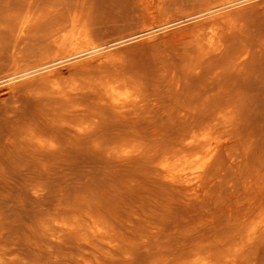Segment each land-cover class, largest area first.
<instances>
[{
	"label": "rangeland",
	"instance_id": "374dc122",
	"mask_svg": "<svg viewBox=\"0 0 264 264\" xmlns=\"http://www.w3.org/2000/svg\"><path fill=\"white\" fill-rule=\"evenodd\" d=\"M245 1H242L243 4L239 3L240 5L237 4L233 6L231 9L233 17L237 9V13H239L238 15L236 13L237 16L235 15V30L232 29L229 32L227 31L229 38H227V36V39L225 38L226 40L224 47L226 50L225 48L223 49L225 52L213 51L209 52L211 53L210 55L208 53L202 57V53H200L201 51L198 50L196 44L191 42L193 39L191 38V40H189L193 44L189 43L187 40V38L192 37L191 34H194L195 30L193 29H195L194 24L196 23H194L195 19L187 18L185 13L187 11V14H191L194 11L200 10L202 6H205L209 3V0H0V67H6V69L8 68V71L12 68V66L15 65V62L17 63L20 61L21 63V58H24L22 59L21 64H25V60L29 59L28 61L31 60V62L34 60H40L39 58L37 59V57L42 58L43 55V57H46L47 54L54 52L55 49L52 46L51 41L44 38H48V34H46V32L50 33V31L53 30L56 25L63 22L61 18H67L70 16L69 14L84 13L82 16H84V18L86 17L85 20L88 21L95 39L98 41L101 40L100 42H106V40L108 42V40H110L111 45L108 44V49H110L109 51L106 49L102 52L103 54L94 57L84 54L83 58L81 56L73 59L72 64H77V67L75 68H68L70 67L69 65H71V63H68L69 65L67 63H64L65 65L60 64L62 65L61 68L63 70L65 69L64 71L67 73L65 74L67 76L64 75V78L66 77L67 81L70 82H78V84L84 82L85 86V84L92 78L95 79L96 76L99 77L101 72L104 70H113L119 65L120 67L117 68L120 69L121 67H124L122 69L126 73L127 70L125 68L127 66L129 69L128 72L132 73V75H130L128 72L127 74H129L131 77L133 76L135 79L138 78L137 80L140 83H142L144 79H147L143 82L144 84L142 83L144 86L142 84L141 85L142 91L149 97H146L147 99L144 98L145 94L142 92L144 101L147 100L143 102V106L138 109V112L142 113L140 114L136 111V114L133 113L131 117L127 116L130 117L129 121L127 117H124V122L123 117L120 116L118 112L112 111V109L109 110V107H97L99 102L96 99V95L94 94L91 99V95L89 96L88 94V98V96H86L87 93H84L86 96L85 98L83 95H81L80 97H77L76 100H71L72 102L76 101L72 104L71 101L64 102L65 100L62 98L50 95L49 91L51 81L46 78H37V80L41 81L39 84L38 82L36 83L37 80L35 79H30L33 84L30 80H27L29 83L27 81H25V83L18 81V83L14 82L15 80L13 79H7L4 80V82L3 79L0 80V85H3L0 86V264H177L176 262L178 261V258V264H183V262L185 263L186 260H190L192 256L200 251L207 252L211 250V253H214L213 255L223 257L225 254L227 255L229 253L235 252L237 249V247H235L236 243L237 246L245 244L247 239L245 238L247 235V229L257 220V218L253 217V222L251 221L252 223H250L249 219V226L247 225L248 227L245 226L247 222H245V224L240 223L241 215L245 209L244 206H246V203H248H245V198L248 196L246 201H249L254 197L257 198L255 194L257 195L258 193L259 196V191H261V194L264 191V187L262 186V183H264V0ZM211 2L214 3L217 1L212 0L210 3ZM199 3H202V5L197 6L196 8V4L199 5ZM237 6H239V8ZM29 7L32 8L30 9ZM78 7H81V9H78ZM27 8L30 10L34 9V11L31 12L30 10H27ZM82 8L83 11L81 12ZM188 9L191 13L188 12ZM193 9L195 10L193 11ZM24 10H27L26 14L24 13ZM29 11L31 13H29ZM66 11H69L70 13ZM49 12L51 14H49ZM28 13L32 16L34 15V18L41 16L42 14L46 16L45 18L43 15L42 17H37L38 19L35 18V23H33L35 25L32 24V27L34 26L35 29L30 27L32 31L29 29L30 31H27L23 37L27 38L26 35L28 34H30V36L28 35L27 40L23 39L25 41L23 43L22 38L18 40L16 39V36L18 32V25L23 15L25 17L29 15ZM47 13L49 14V17L47 16ZM65 14H67V16ZM179 14L181 17L178 16ZM55 15H57V17L59 16L58 19L60 22H57L58 20ZM53 16L57 21L54 20ZM43 18L45 22L43 21ZM47 18H50L53 21L48 20ZM66 18L63 20H66ZM178 18H180V20ZM176 19L178 20L176 21ZM238 19L240 21H237ZM186 20L187 23L185 22ZM37 21L41 23L40 26H38L39 23ZM42 21L44 23H42ZM48 21L52 23H48ZM36 22L38 23L37 25ZM190 24L194 26L191 27ZM36 26L39 28L36 29ZM49 26L55 27L52 29V27ZM188 26H190L192 29ZM185 27H188L191 30V33L189 32V29ZM15 28L16 30H14ZM48 30L50 31L48 32ZM186 30L190 33V35H187V37L186 34L184 35L183 33V31L185 32ZM13 31L16 32L14 33ZM38 31L41 32L38 33ZM234 33L237 35H234ZM14 35H16L15 38ZM15 39L18 41L15 42ZM19 41H21V43ZM17 42L18 44L20 43L21 46H17V48H19L18 52L20 50L19 53H17V51H13L14 45L12 43ZM111 46L114 47V49H112L113 51L115 50V52L110 53V51H112ZM241 46H244V48ZM188 50H191L190 52L192 53L189 54ZM247 50L248 54L245 59H242V61L236 60V57L237 59L239 57V52L243 53ZM10 51H13L14 53L16 52L17 54L15 53L13 55V52L10 53ZM234 52L237 56L234 55ZM196 53L200 54L195 55ZM222 54H224L225 57ZM32 55L33 57H37H29ZM108 55L109 58H105L101 62L97 60L100 57H105ZM11 56H13V58L20 59L15 61V59H12ZM211 56L218 57L215 60V57L213 58ZM197 57L199 58L197 59ZM219 57L221 58V61ZM210 62L211 64L208 67ZM212 62L214 64H212ZM216 62L223 63L216 65ZM103 65L104 67H102ZM196 65L199 66L200 69L195 70L198 68ZM241 65L244 66V68ZM217 66L219 68L216 69ZM80 67L84 70L80 69ZM95 67L99 70L97 71ZM189 67L190 69H188ZM220 67L222 68L220 69ZM236 67L240 68L237 69ZM206 68L208 70H206ZM224 68L227 69L225 70ZM230 68H233V72ZM0 70H3V72L6 71L5 68H0ZM79 70L80 72H78ZM95 70L96 72L94 75L93 72ZM82 71L84 72L85 76L83 73H81ZM132 71L137 73L139 72L144 78L141 77L140 74L137 75V73L135 74V72L133 73ZM209 71H211V73ZM226 71L228 73L230 71V75H228ZM0 72L2 73V71ZM202 72H205V74L203 75ZM219 72L221 76L219 75ZM221 72L224 74V76H226L224 77ZM69 73L72 75L69 76ZM199 75L202 78H200ZM204 76H207V79ZM77 77L79 81L76 80ZM216 78L219 79V81ZM139 79L143 81H140ZM9 81H11L10 85ZM216 81H218V84L219 82L223 83L218 85ZM5 82L7 84H3ZM146 82L149 86L145 84ZM12 83L18 84L9 88V86L13 85ZM204 83L207 84L208 88H206ZM201 84L205 86H200ZM172 85L175 86L173 87ZM183 85H186L185 88ZM182 87L184 89H187L188 87L187 94L184 92ZM211 87H214L213 89H218L221 87V91L219 92V90H214V92ZM173 88L176 89L174 90ZM198 89H201V91ZM206 89L213 92L210 93ZM85 91L86 90H84V92ZM173 91L177 92L180 97L177 93L173 94ZM188 92H191V95ZM205 92H209L210 96L208 97ZM216 92L219 93L217 94ZM171 94L172 96L170 98ZM202 94H205V96H202ZM228 95L231 97L228 98ZM225 96H227V98ZM94 97L97 101L94 100ZM81 98L84 99L83 102ZM191 98L194 100L195 105L192 103L193 100ZM214 98H216V100ZM78 99H81V102L77 103V101H79ZM154 99H156V101ZM177 99H179V103ZM183 99L185 101L184 105L188 102L186 104L187 108L182 104L184 102ZM208 99L209 101H207ZM212 99L214 101H212ZM220 99L221 101H218ZM233 99L236 100L233 101ZM59 100L64 104L59 102ZM164 100L168 102L167 103L165 101L167 103V108L165 105H162L165 103L163 102ZM58 102L62 105L58 104ZM221 102H225L224 105L221 104ZM92 103H94L96 107H93L94 105ZM172 103L173 105H171ZM78 104H82L84 109L88 110L86 113L84 112V116L89 117H84V120L86 119L88 123L94 124V130L92 129L87 132L84 137L82 135V138L80 136L78 137L77 135L79 134L76 132L72 133L68 130L67 132L66 129L64 130L63 128L61 130V127L59 129L61 120L64 118L63 116L67 114L66 111ZM197 104L199 105V110L197 108ZM208 104L211 106L209 107ZM89 105L91 107H89ZM168 105H171L170 108ZM213 105L214 107H212ZM62 106H65L66 111ZM153 106H155V108ZM182 106H184V109H182ZM189 106L192 108L191 110H193V112H195V109H197L196 112L198 111L200 116L198 115V112L195 113L199 116V119L198 116H196L193 112V115L190 114L191 111L190 108H188ZM201 106H204V109L201 108ZM207 106L209 107L208 110H212L211 112L215 113V116L216 114L218 115L220 113L221 108L222 112H226L229 115L233 113L232 115L234 116L236 113V116L234 117L237 121L235 122L233 119L234 117L231 118V120L233 119L234 121H232L235 123H233V128L236 124L241 125L242 127L240 128L237 126L235 129H231L232 134L230 136L226 130L224 131V129L219 130L221 132L218 131L217 135L222 137L225 140V143L222 147V150H220L221 152L218 154L219 157L217 156L218 158H216V160H218L217 163L215 160L213 163L214 165L209 169L210 174L209 172L207 173V192L205 191L200 199L195 198L189 201L188 197L184 194L185 192H183L181 189L172 186V184H170L171 187L169 188V182L162 179L159 172L156 170V165L157 161L166 152H168L169 148L172 150V146L174 147L173 142H178V138H180V141L183 139L181 137H185L186 134L194 132L192 131L194 129H192V126H194L192 123L197 126H194V130L199 131L210 121L206 119H212L214 117L213 113H208L209 111L206 110V108H208ZM59 107L61 109H59ZM174 107H177L178 109H174ZM193 107L196 108L193 109ZM225 107L227 110L229 109L228 111L230 112L226 111ZM233 107L237 108L234 110ZM93 108L94 110L98 108L97 112H100V114L98 112L99 115H102L104 112H107L105 113L107 115L104 114V118H102V116L100 118ZM216 109L220 110L217 111ZM91 110L93 111L89 112ZM156 110H160L161 112L159 111V113ZM176 110L179 112H176ZM202 110L204 112L206 111L204 115H202L204 113ZM55 111H58L59 117L58 115L56 116L57 113ZM114 112L115 116L118 115L117 117L114 116ZM151 112L154 113L152 114ZM167 112L172 115L167 114ZM182 112L184 113V116H181L183 115ZM185 112L188 114H185ZM93 113L96 114L97 120L95 116H93ZM62 114L63 116H61ZM210 114L211 116H209ZM90 115L92 116L90 117ZM205 115L206 117H204ZM176 116L179 118L182 117L181 120H178L179 118L177 119L179 122L182 121L180 122L181 125L179 122H177V120L174 119L177 118ZM57 117L58 119H56ZM132 117L135 123H132ZM145 117L147 118V122L145 121ZM184 117L185 119H183ZM191 117L193 118L192 120ZM59 118H61V120ZM77 118L78 117H76V119ZM119 118H122L121 120L123 122ZM148 118H152V121ZM170 118L174 120L172 121ZM72 119H74V117ZM203 119L206 121L204 122ZM185 120H190L191 124H189V121ZM238 120H241L240 124ZM175 121L177 124L172 123ZM136 123L137 125H134ZM53 126H57V128L54 129ZM182 128H185L183 129L185 132L182 130ZM188 128L191 129V131ZM58 129L64 133H60ZM236 129L241 130L242 132ZM235 130L236 132H234ZM187 131L190 132L188 133ZM237 132H239L238 136H235V133ZM69 133L71 134L69 135ZM40 134H42V136ZM132 135L139 138V144H143H138V140L136 139L137 137H134L135 139L133 138V140L130 139L133 137ZM177 135L180 137H177ZM227 136L228 138H226ZM34 137L42 138L45 143L46 141L47 143L49 142V145L46 144V147L40 148L37 146L34 140H32ZM171 138L175 141H171ZM229 138L231 141L228 140ZM128 139L130 140L127 141ZM121 140H124L123 143ZM142 140L144 141L142 142ZM234 140L237 142H233ZM132 141H134V143H132ZM166 141L169 143H164ZM127 142H131V144L129 143V146L132 145V147H137L139 148V151L136 152L135 155L134 153L131 154L129 158L128 156L126 157L124 155L122 156L120 154H116L115 152L120 149V147H124ZM226 142L230 147L227 146ZM231 142L233 143L231 144ZM145 144H147L149 147H147ZM166 145H171V147H167ZM142 146L145 148L142 149ZM163 146L167 147V149L163 148ZM151 147L156 149H152ZM148 148L149 152L147 151ZM224 148H226L225 151L228 152L231 150V154H228L227 152L225 153ZM114 149L117 150L114 151ZM151 150L152 152H150ZM158 152L159 154H156ZM137 153L140 154L141 157H138L139 155ZM148 153H150V155ZM160 153L162 154L161 156ZM157 155L158 159H156ZM229 156L232 157L229 158ZM224 158L227 160V162H225L226 160ZM227 158H229L230 161ZM221 164L223 170H220ZM215 165H218L217 169H219V167L220 169L217 170L214 168ZM212 168L214 171L216 170L219 173L212 171ZM224 170L226 173L223 172ZM237 174H239L240 177ZM240 174H243L244 176L246 174L247 178L250 176H255V178L259 176L258 178H260L261 176L262 180H260L261 178H257L256 180H254L255 178H252L254 181H257L258 184L256 185L261 189L259 188L260 190H258V188H256V182L251 184L257 189L256 190L253 188L256 191L254 194L255 191H252V188H250L252 186H248V183L250 184L253 182V180L250 181V178L249 182L247 181L248 179L245 178L246 180L244 179L243 181L242 178H244V176L242 175V177ZM221 176H224L225 179L222 180V178L220 180ZM218 177L220 182L217 180ZM238 178L242 180L240 181ZM155 180H158L159 182H155ZM246 181L248 182L247 184ZM161 182L162 185L160 184ZM164 182L166 184H163ZM259 182H261V184H259ZM236 184V188L238 189L234 188V185ZM219 185L223 186L221 187ZM227 188L229 189V192L232 190L235 193V195L232 191L230 193V195H233H231L232 197H235L232 198V200L231 197L229 198L230 195H228L229 192ZM233 188L239 192L236 193V190L234 191ZM162 189H165V191ZM216 189H218V191ZM220 189L222 191H219ZM247 191L248 194L252 191L250 193V197L252 198L247 195ZM218 193L221 194L219 195ZM172 194L174 195L171 196ZM175 194L176 196L181 194L179 198L177 196L175 199L176 201L174 198H172L175 197ZM237 194L238 197L236 196ZM165 195H167V197ZM241 195L246 196L243 198L244 196L242 197ZM213 196L215 198H212ZM219 196L223 198L222 201V198ZM236 197L237 199L239 198V202L237 201ZM218 198H220V200ZM211 200L214 201L212 202ZM179 201L184 202L180 203ZM191 202L193 205L196 203V205L193 206ZM198 202L199 204H197ZM205 202L208 203L205 204ZM184 203L187 206L184 205ZM218 204L224 207L219 206ZM236 204L241 206L238 207ZM225 206L228 209H226ZM233 207L235 209H233ZM231 209H233L232 212L234 211L233 213L231 212V214L235 216H229ZM93 212L96 213V215ZM227 213L229 218L227 215H225ZM239 215L240 217H238ZM85 216L89 217L88 219H90V221L88 219L86 220L87 217ZM102 219L106 221L101 222ZM231 220L235 223L232 224ZM67 222H82L84 223V227L91 225L92 222H99L102 225L105 223L104 225L106 226H103L109 230L111 240L114 239V246H111L107 242L101 241L97 237H94L92 232L89 230L84 229V231H81V233L78 231V233H76V231H70L66 229L65 226H63V223ZM229 222L231 223L229 224L231 226L228 225ZM237 224L240 225L241 228L244 227L242 228V232L241 228ZM114 227H117L118 230ZM226 230H229V232ZM230 230H234V232H231ZM239 230L240 234H238ZM218 231L222 233H219ZM204 237L206 238L205 240H203ZM219 238L221 239V242L219 241ZM262 238H264V233L258 239H256L257 241L255 240L252 245L250 244L242 250L243 255L241 254L242 251L240 252L242 256V258L241 256L238 257V262L240 260L242 261L239 262L240 264L243 262L245 264H264V239ZM95 239L97 242L94 241ZM198 239H200V241H198ZM206 240L210 245H208ZM232 240L234 242H231ZM262 240L263 242H260ZM213 241L217 245L214 244L213 246ZM100 243H104L102 245H106L104 246L105 248L101 246ZM203 243H205V245ZM220 243L224 245H220ZM256 243L257 245L253 246ZM233 244L235 245L232 246ZM259 244L261 245L257 247ZM229 245L232 246L233 250ZM89 246H91V249ZM201 246L202 249H200ZM204 246H206V248ZM191 247L192 249H190ZM207 247H209V249ZM217 247H222L223 250L219 251L221 248ZM252 247L255 248V251ZM224 248H226L227 252L226 250L224 251ZM113 249L117 251L114 252ZM193 249L195 251H193ZM189 250L193 251L194 253ZM186 251H189L190 254ZM249 251L250 253H248ZM252 251L253 255L251 254ZM222 252L225 253L223 254ZM115 253L117 255H113ZM186 253L188 255H185ZM246 253L247 256L245 255ZM183 256L185 257L184 259ZM245 258L249 259L246 260ZM171 259L172 261H170Z\"/></svg>",
	"mask_w": 264,
	"mask_h": 264
},
{
	"label": "bare ground",
	"instance_id": "6f19581e",
	"mask_svg": "<svg viewBox=\"0 0 264 264\" xmlns=\"http://www.w3.org/2000/svg\"><path fill=\"white\" fill-rule=\"evenodd\" d=\"M208 1V0H207ZM210 1H212V0H209V3L208 4H206L205 6H202V8L201 7H199V8H201L200 10H197V11H194L195 9H193V13H191L190 12V8L188 9V12H190L191 14H187V11H186V13H185V16L187 17V18H191V19H195V22L194 23H196V24H194L195 25V29H193V30H195L194 31V34L192 35L191 34V36L192 37H190V38H187V40H188V42L189 43H191V42H194L195 44H196V47L198 48V50H200L201 52L200 53H202V57H204V55H206V54H208L209 52H213V51H217V52H225L223 49L225 48L224 47V43H225V40L227 39V38H229L228 37V32L230 31V30H232V29H234L235 27H236V18H235V15H236V13H237V11H238V9H237V11H236V13H234L235 15H234V17H233V13H232V7L233 6H235V5H240L239 3H242V1H245V0H219V2H218V0H215V1H217V2H211L210 3ZM247 2H248V0H246ZM245 1V2H246ZM205 4V3H204ZM243 4V3H242ZM200 5H202V3L200 4L199 3V5L198 4H196V8H197V6H200ZM243 6V5H242ZM241 6V7H242ZM238 8H239V6H237ZM30 8V7H29ZM32 8V7H31ZM30 8V9H31ZM77 8V7H76ZM81 9V7H78V9ZM30 9H28L27 8V10H30ZM69 9H71V8H69ZM75 9V8H74ZM74 9H73V11H74ZM191 9H192V6H191ZM234 9V8H233ZM26 10V11H27ZM58 10V9H57ZM64 10V9H63ZM68 10V9H67ZM72 10V9H71ZM26 11L24 10V13L26 14ZM31 12H33L34 11V9L33 10H30ZM29 11V13H31ZM55 11H56V9H55ZM61 11V10H60ZM83 11V8H82V10H81V12ZM36 12V11H35ZM62 12V11H61ZM64 12V11H63ZM66 12H68V13H70L69 11H66ZM65 12V13H66ZM72 12V11H71ZM28 13V14H29ZM53 13H55V12H53ZM57 13V12H56ZM181 13H184V12H181ZM180 13V14H181ZM239 13V12H238ZM238 13H237V15H238ZM36 14V13H35ZM48 14V13H47ZM49 14H51L50 12H49ZM49 14L47 15L48 17H49ZM62 14V13H61ZM82 14H84V13H82ZM82 14H80V13H75V14H69L70 16H68L67 18H66V20H63V19H65V18H61V17H63V16H61L60 18L62 19V23L61 24H58V25H56V27L55 26H49V27H52V29L53 30H48V32L50 31V33H47L46 31V34H48L47 36H48V38L47 37H44V38H46V39H49L50 41H51V44H52V46L54 47V49H55V51L54 52H52V53H49V54H47L46 55V57H43L42 56V58H40V57H37V56H34V57H37V59L39 58L40 60H34V61H32L31 62V60L30 61H28V60H25L26 62H25V64H21L22 63V59H24V58H21V63H20V61H18V59H20V58H13V56H11L12 57V59H15V61H18L17 63L15 62V65L14 66H12V68L10 69V70H8L7 71V69H6V67H0V68H5V72H3V70H0V71H2V73L0 72V75L2 74H4L3 76L1 75L0 76V80H2L3 79V82H4V80H7V79H13V80H15L14 82H18V81H21V82H24L25 83V81H27V80H32V79H35V80H37V78H39V77H42V78H46V79H48V80H50L51 82H50V91H49V94L50 95H53V96H58V97H60V98H62L63 100H65L64 102H66V101H68V102H70L71 100H73V99H75L76 100V98L77 97H80L81 95H83L84 96V98L86 97V96H88V94H89V96L91 95V99H92V97H93V94L94 95H96V99L98 100V102H99V105L97 106V107H99V106H101V108H102V106L103 107H109L110 109L109 110H111L112 109V111H116V112H118L119 114H120V116H122L123 117V120H124V117H127V116H132V114L133 113H135L136 114V111L138 112V109H140L143 105H142V103L143 102H145V101H147V100H145L144 101V98H146V97H148V95L147 94H145L143 91H142V85L144 84L143 82L145 81V80H147V79H144V81L143 80H140L141 78H140V76H139V80L140 81H143L142 83H140L137 79L138 78H133V76L131 77L130 75H132V73H129L128 72V68H127V66H126V70H127V72L130 74H127V72L125 73L124 72V70L122 69V68H124V67H121L120 69L119 68H117V67H120L119 65L116 67V68H114L113 70H111V69H107V68H105V69H107L108 71H105L104 70V68H103V70L104 71H102L101 72V75L99 76V77H97L96 76V78L95 79H91V80H89V82H87L86 84H85V86H84V82H82V83H80V84H78V82H70V81H67V78L65 79L64 78V75L65 74H67L62 68H61V66L62 65H65L66 63L68 64H70L71 63V65H69L70 67H68L69 69L72 67H77V64L76 63H74V64H72V60L73 59H75V58H78V57H81L82 56V58H83V56H84V54H88V55H91V56H97V55H100V54H103L102 52L103 51H105L106 49H108V44H110V40H108V42H107V40H106V42H100V41H98V40H96L95 39V37L93 36V33H92V30H91V27H90V25H89V23H88V21L87 20H85V18H84V16H82ZM180 14L178 15V16H180ZM188 16H187V15ZM38 15V14H37ZM40 15V14H39ZM43 15V14H42ZM42 15L41 16H37V17H42ZM54 15V14H53ZM59 15H60V12H59ZM66 16H67V14H65ZM184 15V14H183ZM236 15V16H237ZM34 16V15H33ZM31 14H29V15H27V16H25L24 17V15H23V17H22V19H21V21H20V23H19V25H18V32H17V36L16 35H14V38H15V36H16V39H18V40H20L21 38H22V40L23 39H25V40H27V38H28V35L30 36V34H28V35H26L27 36V38L26 37H23V36H25V34L27 33V31H30L31 30V28L30 27H32V24L33 23H35L34 21H35V18H37V17H33ZM36 16V15H35ZM44 16V15H43ZM46 16V15H45ZM45 16H44V18H45ZM52 16V15H51ZM51 16H50V18H51ZM56 16V18H57V20L55 19V17H54V20L55 21H57V22H60L59 21V19H58V17H57V15H55ZM86 16V15H85ZM177 17V16H176ZM181 17V16H180ZM183 17V16H182ZM185 17V18H186ZM18 18H20V17H18ZM44 18H43V21H44ZM50 18H47L48 20H51V21H53L52 19H50ZM186 18V19H187ZM239 18V17H238ZM38 19V18H37ZM179 20H180V18H178ZM178 19H176V21L178 20ZM39 20H40V18H39ZM38 20V21H39ZM42 20V19H41ZM46 20V19H45ZM189 20V19H188ZM19 21V20H18ZM37 21V22H38ZM42 21V23H44ZM190 21V20H189ZM188 21V22H189ZM237 21H240L239 19L237 20ZM36 22V25L39 23H37ZM174 22V21H173ZM186 23H187V20L185 21ZM48 23H52V22H50V21H48ZM166 23H168V22H166ZM40 24L41 23H39L38 24V26H40ZM47 24V23H46ZM54 24H56V23H54ZM33 25H35V24H33ZM162 25V24H161ZM191 25V24H190ZM193 25V26H194ZM38 26H36V29L37 28H39ZM42 26V25H41ZM158 26V25H157ZM165 26V25H164ZM192 25H191V27H193ZM160 27V26H159ZM188 27H190V26H188ZM188 27H185V28H188ZM190 27V28H191ZM238 27V26H237ZM239 27H240V25H239ZM33 29H35L34 28V26L32 27ZM30 29V30H29ZM150 29H154V28H150ZM157 29V28H156ZM189 29V28H188ZM192 29V28H191ZM14 30H16V28L14 29ZM40 30V29H39ZM235 30V29H234ZM238 30V29H237ZM32 31V30H31ZM150 31V30H149ZM228 31V32H227ZM241 31V30H240ZM239 31V32H240ZM14 32V31H13ZM16 32V31H15ZM14 32V33H15ZM41 32V31H40ZM39 31H38V33H40ZM146 32H148V31H146ZM154 32V31H153ZM187 30L184 32L183 31V33H184V35L186 34V37H187V35L189 36L190 35V33H191V30L189 29V32H187ZM236 32V31H235ZM189 33V34H188ZM193 33V32H192ZM231 33V32H230ZM237 33V32H236ZM236 33H234V35L236 34ZM232 34H233V32H232ZM231 35V34H230ZM237 35V34H236ZM226 36H227V38H226ZM183 37H185V36H183ZM39 38H41V37H39ZM191 38L193 39V41L191 40ZM226 38V39H225ZM231 38V37H230ZM15 39V42L16 41H18V40H16ZM42 39V38H41ZM21 40V41H22ZM189 40H191V42L189 41ZM21 41H19L20 43H21ZM103 41V40H102ZM111 41H113V40H111ZM229 41H230V39H229ZM23 43L25 42L24 40L22 41ZM47 42H49V41H47ZM231 42V41H230ZM20 43L18 44V42L17 43H12L14 46H13V51H17V53H19L20 52V50H19V52H18V49L19 48H17V46L19 45L20 46ZM115 43V42H114ZM113 43V44H114ZM188 43V44H189ZM227 43V42H226ZM51 44H49V45H51ZM112 44V45H113ZM191 44H193V43H191ZM229 44H231V43H229ZM228 44V45H229ZM22 45V44H21ZM111 45V44H110ZM109 45V46H110ZM188 46H190V45H188ZM191 46H193V45H191ZM245 46V45H244ZM244 46H241L242 48H244ZM11 47V46H10ZM21 47V46H20ZM246 47H248V46H246ZM49 48V47H48ZM114 49V47H112L111 46V50L112 51H110V53L111 52H115V50L113 51V49ZM189 48V47H188ZM194 48H195V46H194ZM193 48V49H194ZM196 48V49H197ZM232 48V47H231ZM236 48V47H235ZM20 49H22V48H20ZM110 49V48H109ZM109 49L107 50V51H109ZM190 49V48H189ZM239 49V48H238ZM11 50V49H10ZM225 50H226V48H225ZM237 50V49H236ZM236 50H234V51H236ZM13 51H10V53L11 52H13ZM117 51V50H116ZM189 51V50H188ZM191 51V50H190ZM189 51V54H191L192 52H190ZM229 51H231V50H229ZM241 51V50H240ZM46 52H48V51H46ZM199 52V51H198ZM237 52H239V51H237ZM16 53V52H15ZM14 52H13V55L15 54ZM16 53V54H17ZM195 53V52H194ZM193 53V54H194ZM199 53V54H200ZM240 54L242 53V52H239ZM252 53V52H251ZM251 53H250V55H251ZM52 54V55H51ZM113 54V53H112ZM188 54V55H189ZM199 54H195V55H199ZM211 53H209V55H210ZM219 54H221V53H219ZM219 54H218V56H219ZM228 54V53H227ZM238 54V53H237ZM239 54V57H238V59H237V57H236V60H241L242 61V59H245V57L247 56V54H248V50L247 51H245V52H243L241 55ZM105 55H107V54H105ZM111 55V54H110ZM213 55V54H212ZM222 55H224V54H222ZM232 55V54H231ZM234 55H236L235 54V52H234ZM41 56V55H40ZM217 56V57H218ZM229 56V55H228ZM228 56H226V57H228ZM237 56V55H236ZM18 57V56H17ZM29 57H33V55L32 56H29ZM33 57V58H34ZM113 57V56H112ZM189 57V56H188ZM196 57V56H195ZM211 57H213V56H211ZM215 57V56H214ZM213 57V58H214ZM217 57H215V60L217 59ZM224 57H225V55H224ZM107 59V58H109V55L108 56H103V57H100L99 59H97L99 62H101V61H103L104 59ZM199 57H197V59H198ZM232 58V57H231ZM233 58H234V56H233ZM232 58V59H233ZM248 58V57H247ZM17 59V60H16ZM119 59V58H118ZM195 59V58H194ZM212 59V58H211ZM210 59V60H211ZM219 59H220V61H221V58L219 57ZM224 59V58H223ZM222 59V60H223ZM226 59H228V58H226ZM225 59V60H226ZM235 60V59H234ZM247 60H250V59H247ZM13 61V60H12ZM12 61H11V63H12ZM24 61V60H23ZM76 61V60H75ZM78 61V60H77ZM191 61V60H190ZM227 61V60H226ZM123 62H124V60H123ZM230 62V61H229ZM248 62V61H247ZM65 63V64H64ZM193 63V62H192ZM199 63V62H198ZM197 63V64H198ZM205 63V62H204ZM203 63V64H204ZM207 63V62H206ZM223 63V62H222ZM222 63H215L216 65H219V64H222ZM60 64H62V65H60ZM121 64V63H120ZM125 64H126V62H125ZM211 64V62L208 64V67H209V65ZM212 64H214L213 62H212ZM227 64H229V63H227ZM236 64V63H235ZM243 64V63H242ZM201 65V64H200ZM207 65V64H206ZM224 65V64H223ZM231 65V64H230ZM106 66V65H105ZM109 66V65H108ZM129 66V65H128ZM187 66V65H186ZM197 66V65H196ZM228 66V65H227ZM227 66H225V67H227ZM242 66V65H241ZM7 67H10V66H7ZM65 67V66H64ZM97 67V66H96ZM95 67V68H96ZM102 67H104V65L102 66ZM188 67V66H187ZM186 67V68H187ZM198 68H196L195 70H198V69H200L199 68V66H197ZM203 67V66H202ZM212 67V66H211ZM211 67H210V69H211ZM213 67H215V66H213ZM230 67V66H229ZM243 68H244V66H242ZM67 68V67H66ZM217 68H219L218 66L216 67V69ZM222 67H220V69H221ZM237 68V67H236ZM238 68H240V67H238ZM237 68V69H238ZM79 69V68H78ZM80 69H83V68H81L80 67ZM97 69V71L99 70L98 68H96ZM123 71H122V70ZM131 70H133L132 68H130ZM188 69H190V67L188 68ZM203 69V68H202ZM225 69V68H224ZM224 69H222V70H224ZM227 69V68H226ZM225 69V70H226ZM229 69V68H228ZM230 69H232V72H233V68H230ZM84 70V69H83ZM111 70V71H110ZM130 70V71H131ZM191 70H193V69H191ZM204 70V69H203ZM206 70H208L207 68H206ZM215 70V69H214ZM245 70V69H244ZM72 71H74V70H72ZM202 71V70H201ZM212 71H213V69H212ZM220 71V70H219ZM238 71V70H237ZM78 72H80V70L78 71ZM96 72V70L93 72V74ZM133 73L135 72V71H132ZM187 72V71H186ZM190 72V71H189ZM194 72V71H193ZM198 72V71H197ZM208 72V71H207ZM210 73H211V71H209ZM214 72V71H213ZM212 72V73H213ZM223 72V71H222ZM221 72V73H222ZM225 72V71H224ZM74 73H76V72H74ZM81 73H83V75H84V72L82 71ZM92 73V72H91ZM98 73V72H97ZM137 72H135V74H136ZM217 73V72H216ZM226 73H228L227 71H226ZM229 73H230V71H229ZM228 73V75H230ZM78 74V73H77ZM77 74H76V76H77ZM87 74H90V73H87ZM99 74V73H98ZM138 74H140L139 72L137 73V75ZM191 74V73H190ZM190 74H188V75H190ZM201 74V73H200ZM202 74L204 75L205 74V72L203 73L202 72ZM208 74V73H207ZM214 74V73H213ZM223 74V73H222ZM70 75H72V74H70L69 73V76ZM73 75H75V74H73ZM79 75V74H78ZM81 76H83L82 74H80ZM92 75V74H91ZM95 75V74H94ZM97 75V74H96ZM129 75V76H128ZM137 75H135V76H137ZM141 75V77H143V75L142 74H140ZM209 75V74H208ZM219 75H220V72H219ZM65 76H67V75H65ZM85 76V75H84ZM175 76V75H174ZM195 76V75H194ZM210 76H212V75H210ZM215 76V75H214ZM218 76V75H217ZM221 76V75H220ZM219 76V77H220ZM223 76H224V74H223ZM226 76V75H225ZM224 76V77H225ZM88 77V76H87ZM138 77V76H137ZM199 77L200 78H202L200 75H199ZM205 77V76H204ZM79 78H80V76H79ZM144 78V77H143ZM142 78V79H143ZM174 78V77H173ZM206 79H207V76L205 77ZM213 78H215V77H213ZM222 78V77H221ZM81 79V78H80ZM86 79V78H85ZM84 79V80H85ZM209 80H211L210 78H208ZM217 79V78H216ZM224 79V78H223ZM17 80V81H16ZM30 80V81H31ZM42 80V79H41ZM76 80H78V77L76 78ZM204 80V79H203ZM215 80V79H214ZM218 81H219V79H217ZM221 80V79H220ZM12 81V80H11ZM11 81H9V85L11 84L10 82ZM34 81V80H33ZM44 81V80H43ZM79 81V80H78ZM204 81H206V80H204ZM212 81V80H211ZM218 81H216V83L218 84ZM7 82V81H6ZM3 83V84H7V83ZM28 82V81H27ZM32 82V81H31ZM38 82V84H39V82L41 83V81H39V80H37L36 81V83ZM178 82V81H177ZM177 82H176V84H177ZM181 82V81H180ZM208 82V81H207ZM212 82H214V81H212ZM19 83V82H18ZM18 83H12L13 85H11V86H9V88H11V87H13L14 85H16V84H18ZM29 83V82H28ZM182 83V82H181ZM202 83H203V81H202ZM223 83V82H222ZM222 83H220L219 82V84H222ZM32 84H33V82H32ZM35 84V83H34ZM45 84V83H44ZM83 84V85H82ZM142 84V85H141ZM146 85H148L147 84V82L145 83ZM175 84V83H174ZM175 84V85H176ZM205 84V83H204ZM212 84H214V83H212ZM218 84V85H219ZM21 85V84H20ZM47 85V84H46ZM145 85V86H146ZM175 85H172L173 87L175 86ZM187 85V84H186ZM185 85V86H186ZM206 85V88H208V86H207V84H205ZM205 85H200V86H205ZM211 85V84H210ZM0 86H3V85H0ZM144 86V85H143ZM149 86V85H148ZM148 86H146V87H148ZM178 86V85H177ZM176 86V87H177ZM185 86L183 85V87L185 88ZM211 86H213V85H211ZM215 86V85H214ZM223 86V85H222ZM42 87V86H41ZM182 87V88H183ZM188 87H189V85H188ZM188 87H187V89H188ZM210 87V86H209ZM183 88V89H184ZM190 88V87H189ZM212 88V87H211ZM214 88V87H213ZM212 88V89H213ZM217 88V87H216ZM221 88V87H220ZM220 88H218V89H213V91L214 90H219V92L221 91L220 90ZM144 89V88H143ZM145 89H148V88H145ZM174 89V88H173ZM176 89V88H175ZM174 89V90H175ZM187 89H184V92L187 94ZM224 89V88H223ZM84 90H86L85 92H84ZM179 90H180V88H179ZM190 90V89H189ZM197 90V89H196ZM195 90V91H196ZM199 90V89H198ZM207 91H209L208 89H206ZM145 91V90H144ZM147 91V90H146ZM149 91V90H148ZM181 91V90H180ZM199 91H201V89L199 90ZM204 91V90H203ZM212 91V92H213ZM44 92V91H43ZM145 94V96H144V98H143V93ZM210 93H212L211 91H209ZM209 92H205L207 95H208V97L210 96L209 95ZM215 92V91H214ZM219 92H216L217 94L219 93ZM224 92H226V91H224ZM84 93H87V95L85 96V94ZM150 93V92H149ZM173 94L175 93H177V92H172ZM189 93V92H188ZM191 93V92H190ZM189 93V94H190ZM227 93V92H226ZM178 94V93H177ZM182 94H183V92H182ZM188 94V95H189ZM193 94V93H192ZM147 95V96H146ZM151 95V94H150ZM191 95V94H190ZM189 95V96H190ZM205 96V94H202V96ZM89 96H88V98H89ZM156 96V95H155ZM171 96H172V94L170 95V98H171ZM178 96H179V94H178ZM189 96H187V97H189ZM193 96V95H192ZM196 96V95H195ZM213 96V95H212ZM223 96V95H222ZM229 96V95H228ZM49 97V96H48ZM47 97V98H48ZM52 97V96H51ZM50 97V98H51ZM180 97V96H179ZM186 97V96H185ZM191 97V96H190ZM226 98H227V96H225ZM231 96H229L228 98H230ZM149 98V97H148ZM157 98V97H156ZM184 98V97H183ZM212 98V97H211ZM210 98V99H211ZM218 98V97H217ZM221 98V97H220ZM224 98V97H223ZM226 98H224V99H226ZM58 99V98H57ZM82 99V98H81ZM80 99V100H81ZM95 99V97H94V100L95 101H97ZM147 99V98H146ZM153 99V98H152ZM167 99V98H166ZM173 99V98H172ZM181 99V98H180ZM192 99V98H191ZM202 99V98H201ZM200 99V100H201ZM207 99V98H206ZM215 100H216V98H214ZM219 99V98H218ZM222 99V98H221ZM221 99L220 100H218V101H221ZM62 100V101H63ZM79 100V99H78ZM77 101V103L78 102H81V101ZM83 100L84 99H82V102H83ZM94 100H92V101H94ZM151 100V99H150ZM155 101H156V99H154ZM169 100V99H168ZM179 99H177V101H178ZM193 100V99H192ZM234 100H236V99H233V101ZM90 101V100H89ZM153 101V100H152ZM154 101V102H155ZM158 101V100H157ZM159 101H161V100H159ZM166 100H164L163 102H165ZM181 101V100H180ZM183 101H184V99H183ZM182 101V102H183ZM188 101H191V100H188ZM207 101H209V99L207 100ZM212 101H214L213 99H212ZM232 101V100H231ZM237 101H239V100H237ZM59 102H61L60 100H59ZM58 102V104H61V103H59ZM68 102H67V104H68ZM73 102H76V101H73ZM73 102L71 101V103L73 104ZM85 102H88V101H85ZM153 102V103H154ZM167 102V101H166ZM164 103V104H162V105H165L166 106V104L168 103ZM173 102H174V100H173ZM176 102V101H175ZM205 102H206V100H205ZM236 102V101H235ZM89 103H91V102H89ZM159 103V102H158ZM157 103V104H158ZM178 103H179V101H178ZM181 103V102H180ZM184 103H185V101L182 103L183 105H184ZM188 103V102H187ZM186 103V104H187ZM190 103V102H189ZM192 103H194V100H193V102ZM198 103V102H197ZM203 103V102H202ZM219 103V102H218ZM224 103L225 102H221V104H223L224 105ZM240 103H241V100H240ZM62 104H64V103H62ZM61 104V105H62ZM72 104H71V106H72ZM84 104V103H83ZM93 105H94V103H92ZM98 104V103H97ZM144 104V103H143ZM146 104H147V102H146ZM170 104V103H169ZM182 104H178V105H182ZM186 104L184 105L186 108H187V106H186ZM210 104V103H209ZM208 104V105H209ZM214 104H215V102H214ZM220 104V105H221ZM75 105V104H74ZM86 105V104H85ZM91 105V104H90ZM89 105V107H91ZM159 105V104H158ZM171 105H173V103L171 104ZM171 105H168V107L170 108V106ZM194 105H195V103H194ZM198 105V104H197ZM218 105V104H217ZM228 105H230V104H228ZM147 106H148V104H147ZM147 106H146V108H147ZM160 106V105H159ZM184 106H182V109H184L183 107ZM211 105H209V107H210ZM216 106V105H215ZM222 106V105H221ZM220 106V107H221ZM233 106V105H232ZM238 106V105H237ZM240 106V105H239ZM242 106V105H241ZM63 108H65V106H62ZM93 107H96V105H94ZM154 108H155V106H153ZM157 107V106H156ZM163 107V106H162ZM204 107V106H203ZM202 106H201V108H203ZM208 107V106H207ZM209 107L208 108H206V110H208L209 109ZM212 107H214V105L212 106ZM219 107V106H218ZM231 107V106H230ZM69 108V107H68ZM87 108V107H86ZM166 108H167V106H166ZM171 108H173V107H171ZM188 108H190V106L188 107ZM196 107H193V109H195ZM198 110H199V105H198ZM217 108V107H216ZM234 108V107H233ZM237 108V107H236ZM236 108H234V110L236 109ZM58 109V108H57ZM59 109H61L60 107H59ZM90 109V108H89ZM97 109L98 108H96V110H94V108H93V110L94 111H96V114H98V112H97ZM149 109V108H148ZM157 109V108H156ZM164 109V108H163ZM163 109H162V111H163ZM174 109H178L177 107H174ZM192 108H190V111H191V115H193L192 114V112H193V110H191ZM204 109V108H203ZM214 109V108H213ZM225 109H226V111H228L227 110V108L225 107ZM93 110H91V111H89V112H92ZM103 110H105V109H103ZM143 110V109H142ZM147 110V109H146ZM146 110H145V112H146ZM168 110V109H167ZM170 110V109H169ZM196 110L197 109H195V112H196ZM215 110V109H214ZM217 110V109H216ZM220 110V109H219ZM219 110H217V111H219ZM221 110H222V108H221ZM220 110V113L217 115L216 114V116L214 115L215 113H213V112H211L210 110H208L207 112L208 113H210L211 112V114L213 113V118L212 119H206V120H210L208 123H207V125L206 126H204V128H202V129H200L199 131H195L194 129H195V127L194 126H196L194 123H192L194 126H192V131H194V132H192V133H189L190 131H191V129H189L190 131H187L189 134H186V136L185 137H181V138H183L182 140H180L179 141V139L180 138H178V142L176 141L175 143L173 142V145H174V147L172 146V150L169 148L168 149V152H164L165 154L157 161V165H156V170L159 172V174H160V176L162 177V179L164 180V181H167V182H169V184L168 185H170V184H172V186H175V187H177L178 189H181L183 192H185L184 194L188 197V200L189 201H191V200H193V199H195V198H199L200 199V197L203 195V193H205V191H206V188H207V173L209 172V174H210V168L214 165L213 163L215 162V160H216V158H218L219 156H218V154L221 152L220 150H222V147L224 146V139L222 138V137H220V136H218L217 135V133H218V131L219 130H221V129H224V131L226 130L227 132H228V135L230 136L232 133H231V129H235L237 126L238 127H242L241 125H238V124H236L235 125V127L233 128V126H234V120H235V117L234 116H236V113L234 114V116L231 114V115H229V114H227L226 112H222ZM243 110V109H242ZM60 111V110H59ZM65 111H66V108H65ZM86 111H88V110H86V109H84V106L82 105V104H78V105H76V106H73V107H71L70 109H68L66 112H67V114L65 115V116H63V114L61 115V116H63L64 118L61 120V118H59L60 120H61V125L59 126V129H60V127H61V130H62V128L65 130L66 129V131L68 130L69 132L71 131L72 133L73 132H76L77 134H79V135H77L78 137L80 136L81 138H82V135H83V137L86 135V133L87 132H89L90 130H92L93 128H94V124L92 123V124H90V123H88V121L85 119L84 120V117H86V116H84V112L86 113ZM102 111V110H101ZM144 111V110H143ZM155 111V110H154ZM157 111V110H156ZM160 111V110H159ZM159 111H157V112H159ZM166 111V110H165ZM164 111V112H165ZM172 111V110H171ZM174 111V110H173ZM182 111V110H181ZM187 111V110H186ZM189 111V112H190ZM203 111V110H202ZM201 111V112H202ZM216 111V112H217ZM57 114H56V116L58 115V111H55ZM61 112H62V110H61ZM103 112V111H102ZM101 112V113H102ZM111 112V111H110ZM148 112V111H147ZM161 112V111H160ZM159 112V113H160ZM170 112V111H169ZM169 112H167V114H170ZM176 112H179L178 110H176ZM184 112V111H183ZM182 112V114L183 115H181V116H184V113ZM193 112L195 115H196V113L198 112ZM204 112V111H203ZM206 112V111H205ZM205 112L202 114V115H204L205 114ZM228 112H230V111H228ZM105 113H107V112H104V113H102V115H99L100 114V112H99V117L101 118V116H102V118H104L103 117V115L105 114ZM138 113H142V112H138ZM152 114L154 113V112H151ZM174 113H175V111H174ZM181 113V112H180ZM207 113V114H208ZM64 114H65V112H64ZM94 114V113H93ZM92 114V115H93ZM96 114H94L93 116H95V118H96ZM140 114H139V116H140ZM144 114V113H143ZM185 114H188V113H186L185 112ZM211 114L209 115V116H211ZM89 115V114H88ZM92 115H90V117L92 116ZM105 115H107V114H105ZM170 115H172V114H170ZM198 115H199V112H198ZM198 115H196V116H198ZM201 115V116H202ZM60 116V117H61ZM114 116H115V112H114ZM118 115H116L115 117H117ZM136 116V115H135ZM150 116V115H149ZM168 116V115H167ZM188 116V115H187ZM200 116V115H199ZM199 116H198V119H199ZM231 116V117H230ZM58 117H59V115H58ZM58 117L56 118V119H58ZM74 117V119H72ZM76 117H78L77 119H76ZM89 117V116H88ZM88 117H86V118H88ZM130 117H127L128 118V121H129V119H130ZM138 117V116H137ZM153 117V116H152ZM169 117V116H168ZM177 117V116H176ZM193 117V116H192ZM191 117V120L193 119ZM204 117H206V115L204 116ZM234 117V118H233ZM93 118V117H92ZM126 118V119H127ZM136 118V117H135ZM150 118V117H149ZM148 118V119H149ZM171 118H173V117H171ZM170 118V119H171ZM179 117H177V118H174L175 120H177ZM181 118L182 117H180L178 120H181ZM188 118H189V116H188ZM187 118V119H188ZM207 118H208V115H207ZM231 118H233L232 120H231ZM238 118H239V116H238ZM120 119V118H119ZM122 119V118H121ZM120 119V120H121ZM131 119H133V117L131 118ZM142 119V118H141ZM140 119V120H141ZM147 118L145 117V121L147 122V120H146ZM152 119V118H151ZM151 119H149V120H151ZM153 119H154V117H153ZM174 119H171L172 121L174 120ZM183 119H185V117L183 118ZM182 119V120H183ZM195 119V118H194ZM201 119V118H200ZM205 119V118H204ZM204 119H203V121H204ZM89 120V119H88ZM92 120H94V119H92ZM96 120H97V118H96ZM143 120V119H142ZM177 120V122H179ZM196 120H197V118H196ZM205 120V121H206ZM55 121V120H54ZM59 121V120H58ZM95 121V120H94ZM100 121H101V119H100ZM103 121V120H102ZM122 121V120H121ZM134 121V119L132 120V123H135V121ZM137 121V120H136ZM152 121V120H151ZM185 121H189V124H191L190 123V120H185ZM198 121V120H197ZM204 121V122H205ZM237 120H235V122H236ZM91 122V121H90ZM123 122V121H122ZM124 122H125V120H124ZM139 122V121H138ZM141 122V121H140ZM177 122L175 121V122H172V123H176L177 124ZM180 122H182V121H180ZM180 122H179V124H180ZM204 122H202V123H204ZM238 122H239V124H240V122H241V120L239 121L238 120ZM53 123V122H52ZM56 123H57V121H56ZM60 123V122H59ZM184 123V122H183ZM187 123V122H186ZM198 123H199V121H198ZM198 123H197V125H198ZM234 123V124H233ZM54 125V124H53ZM99 125V124H98ZM134 125H137V123L136 124H134ZM181 125V124H180ZM184 125V124H183ZM185 126V125H184ZM190 126V125H189ZM54 127V126H53ZM197 127V126H196ZM203 127V126H202ZM55 128H57V126H55L54 127V129ZM96 128V127H95ZM187 128V127H186ZM59 129H58V131H59ZM183 129H185V128H182V130ZM57 130V129H56ZM59 131L60 133L62 132V133H64L63 131ZM94 130V129H93ZM182 130H181V132H182ZM197 130V129H196ZM236 130H238V129H236ZM236 130L234 131V132H236ZM67 131V132H68ZM184 131V130H183ZM223 131V132H224ZM238 131H241V130H238ZM66 132V133H67ZM178 132V131H177ZM180 132V131H179ZM185 132V131H184ZM183 132V133H184ZM186 132V133H187ZM219 132H221V131H219ZM222 132V133H223ZM242 132V131H241ZM241 132H240V134H241ZM65 133V134H66ZM75 133V134H76ZM238 133L239 132H237V133H235V136L237 135L238 136ZM71 133H69V135H70ZM74 134V135H75ZM89 134V133H88ZM177 134V133H176ZM181 134V133H180ZM185 134V133H184ZM220 134V133H219ZM224 134V133H223ZM223 134H222V136H223ZM37 135V134H36ZM41 136H42V134H40ZM133 136V135H132ZM179 135H177V137H178ZM182 136H184V135H182ZM225 136V135H224ZM234 136V135H233ZM45 137V136H44ZM135 136H133L132 138H130V139H132L133 140V138H134ZM137 137V136H136ZM135 137V138H136ZM176 137V136H175ZM175 137H173V138H175ZM180 137V136H179ZM240 137V136H239ZM134 138V139H135ZM226 138H228V136L226 137ZM225 138V139H226ZM241 138V137H240ZM130 139H128L127 141H129ZM137 140H138V144H139V138L137 137L136 138ZM233 139V138H232ZM242 139V138H241ZM32 140H34V142L37 144V146H39L40 148H43V147H46V144H48L47 143V141H46V143H45V141L42 139V138H40V137H34ZM31 140V141H32ZM126 140V139H125ZM141 140V139H140ZM173 139L171 138V141H172ZM177 140V139H176ZM228 140H230V138L228 139ZM238 140H239V138H238ZM122 141V143H123V141L124 140H121ZM136 141V140H135ZM144 140H142V142H143ZM173 141H175V140H173ZM231 141V140H230ZM27 142V141H26ZM126 142V141H125ZM137 142V141H136ZM135 142V143H136ZM167 142L168 141H166V142H164V143H166L167 144ZM228 142V141H227ZM227 142H226V144H227ZM233 142H237V141H233ZM233 142H231V144L233 143ZM119 143V142H118ZM129 143L131 144V142H127L125 145H127V146H125L124 145V147H120V149H114V151H116L115 153L116 154H120V155H124V156H128V158H129V156L131 155V154H133L134 153V155H135V153L136 152H138L139 151V148H135V147H132V145H130L129 146ZM132 143H134V141H132ZM141 143V142H140ZM169 143V142H168ZM229 143V142H228ZM137 144V145H138ZM143 144V143H142ZM142 144H139V145H142ZM226 144H225V147H226ZM230 144V143H229ZM235 144H237V143H235ZM234 144V145H235ZM49 145V144H48ZM115 145V144H114ZM116 145H117V143H116ZM135 145V144H134ZM146 146H147V144H145ZM144 145V146H145ZM169 145V144H168ZM136 146V145H135ZM167 146V145H166ZM227 146H229L228 144H227ZM143 147V146H142ZM147 147H149V146H147ZM167 147H171V145L170 146H167ZM167 147H165V146H163V148H166L167 149ZM230 147V146H229ZM114 148H115V146H114ZM145 147H143L142 149H144ZM152 148V147H151ZM154 148V147H153ZM152 148V149H153ZM160 148V147H159ZM162 148V149H163ZM154 149H156V148H154ZM170 150V151H169ZM226 150V148H224V151ZM227 150H228V147H227ZM44 151V150H43ZM42 151V152H43ZM48 151H50V150H48ZM148 152H149V148H148V150H147ZM156 151H158V150H156ZM166 151V150H165ZM230 152H231V150H229ZM40 152V151H39ZM146 152V151H145ZM150 152H152V150L150 151ZM228 153V154H231L230 152H228V151H225V153ZM114 153V154H115ZM223 153V152H222ZM224 153V154H225ZM113 154V153H112ZM138 154V153H137ZM136 154V155H137ZM149 155H150V153H148ZM156 154H159V152L158 153H156ZM139 156L138 157H141L140 156V154H138ZM148 155V156H149ZM162 154L160 153V156H161ZM218 156V157H217ZM115 157H116V155H115ZM131 157H133V156H131ZM143 157V156H142ZM232 156H229V158H231ZM118 158V157H117ZM127 158V159H128ZM221 158V157H220ZM229 158H227V159H229ZM124 159H126V158H124ZM152 159V158H151ZM153 159H154V155H153ZM156 159H158V155H157V158ZM223 159V158H222ZM225 159V158H224ZM220 160V159H219ZM226 160V159H225ZM231 160H233V159H231ZM236 160V159H235ZM217 161L218 160H216V163H217ZM229 161H230V159H229ZM223 162V161H222ZM221 162V163H222ZM225 162H227V160L225 161ZM225 162H223V163H225ZM219 163V162H218ZM231 163H233V162H231ZM226 164V163H225ZM225 164H224V166H225ZM153 166H155V165H153ZM216 166V165H215ZM214 166V168H216L217 169V166L215 167ZM221 166V169H220V167H219V169L220 170H223L222 169V164L220 165ZM230 166H231V164H230ZM233 166V165H232ZM152 169V168H151ZM219 169H217V170H219ZM153 170H154V168H153ZM156 171V172H157ZM212 171H214L213 170V168H212ZM211 171V172H212ZM214 172H218V171H214ZM214 172H213V174H214ZM223 172H225V170L223 171ZM219 173V172H218ZM226 173V172H225ZM154 174H155V172H154ZM215 174H217V173H215ZM156 175V174H155ZM154 175V176H155ZM158 175V174H157ZM238 176H239V174H237ZM241 176L243 175V174H240ZM159 176V175H158ZM211 176V175H210ZM210 176H208V177H210ZM225 177H227L226 175H224ZM224 176L222 177L221 176V178H220V180L222 179V180H224L225 178H224ZM237 176V177H238ZM244 176V175H243ZM242 176V177H243ZM157 177V176H156ZM237 177H236V179H237ZM240 177V176H239ZM259 177V176H258ZM258 177H256L255 178V176L254 177H252V176H250V177H248L247 178V176H246V174H245V176H244V178H242L243 179V181H244V179L246 178V179H248L247 181H249V179H250V181L251 180H253L252 178H255L254 180H256ZM212 178H214V177H212ZM260 178H261V176H260ZM260 178H258V179H260ZM240 178H238V180H239ZM242 179H240V181L242 180ZM245 179V180H246ZM160 180H161V178H160ZM208 180H209V178H208ZM218 182H220L219 181V177H218ZM253 180V182H251L250 184L246 181V184L248 183V186L249 185H251V184H254V182H256L255 183V185L256 184H258L257 183V181H254ZM260 180H262V178L260 179ZM156 181H158V180H155V182ZM249 181V182H250ZM159 182V181H158ZM213 182H215V181H213ZM212 182V183H213ZM217 182V181H216ZM229 182V181H228ZM228 182H227V184H228ZM239 182V181H238ZM211 183V182H210ZM235 183V182H234ZM233 183V184H234ZM242 183V182H241ZM240 183V184H241ZM161 185H162V182L160 183ZM163 184H166L165 182L163 183ZM222 184H223V182H222ZM243 184V183H242ZM246 184H244V185H246ZM259 184H261V182H259ZM263 185V187H264V183H262ZM167 185V186H168ZM217 185H218V183H217ZM209 186H210V184H209ZM215 186V185H214ZM219 186H221V185H219ZM223 186V185H222ZM221 186V187H222ZM236 186H237V184L236 185H234V188H236ZM247 186V185H246ZM252 186V185H251ZM257 186V185H256ZM171 187V185L169 186V188ZM174 187V188H175ZM216 187V186H215ZM221 187H219V188H221ZM231 187H232V185H231ZM230 187V188H231ZM244 187V186H243ZM162 188V187H161ZM168 188V189H169ZM210 188H212V187H210ZM214 188V187H213ZM217 188V187H216ZM218 188V189H219ZM234 188H233V190H234ZM247 188V187H246ZM250 188H252V191L254 190L253 188H255L254 187V185L252 186V187H250ZM256 188H258V190H260L261 188L259 187V186H257ZM255 188V189H256ZM260 188V189H259ZM176 189V188H175ZM218 189H216L217 191H218ZM222 189V188H221ZM219 190V191H222V190ZM236 189H238V188H236ZM235 189V190H236ZM245 189V188H244ZM263 189V188H262ZM162 190H164L165 191V189H162ZM211 190V189H210ZM215 190V189H214ZM227 190H228V192H229V189L227 188ZM234 190V191H235ZM242 190H243V188H242ZM247 190V189H246ZM249 190H251V189H249ZM257 190V189H256ZM173 191V190H172ZM213 191V190H212ZM224 191V190H223ZM232 191V190H231ZM231 191L228 193V195H230V193H231ZM244 191V190H243ZM251 191V192H252ZM255 191V190H254ZM183 192H182V194H183ZM207 192V191H206ZM216 192V191H215ZM233 192V191H232ZM237 192H239L238 190H236V193ZM251 192H249V194H248V191H247V195H249V197H250V193ZM260 192V195L258 196V193H257V195L255 194L256 193V191L254 192V194H255V196H257V198H253V199H251V200H249V201H246V199L248 198V196H246L247 198H245V196L243 197L242 195V197L243 198H245V203L246 202H248V203H246V206H244L245 207V209H244V212L242 213V215H241V224H245V222H247V224L245 225V226H247L248 225V223L250 222V223H252L253 222V217H255V218H257V220L247 229V235H246V237L245 238H247L246 239V242H245V244H242V245H239V246H237V243H236V246L235 247H237V249L235 250V252L234 253H229V254H225L223 257H218V256H216V255H213L211 252V250L210 251H207V252H202V251H200V252H198V253H196L194 256H192V258L190 259V258H188V259H190V260H186V262L184 263L183 262V264H238L239 262H238V257L239 256H241V254L243 255V249L246 247V246H249L250 244L252 245L253 244V242L256 240V239H258L263 233H264V191H263V193L261 194V191H259ZM172 193V192H171ZM178 193V192H177ZM222 193V192H221ZM221 193H218L219 195L221 194ZM234 193V192H233ZM242 193H244V192H242ZM167 194V193H166ZM183 194V195H184ZM207 194V193H206ZM208 194H209V192H208ZM212 194V193H211ZM217 194V193H216ZM216 194H215V196H216ZM224 194V193H223ZM241 194V193H240ZM253 194V193H252ZM254 194H253V196H254ZM163 195V194H162ZM174 194H172L171 196H173ZM181 195V194H180ZM180 195H177L178 196V198H179V196ZM182 195V196H183ZM214 195V194H213ZM232 195V194H231ZM229 196V198L231 197V200H232V198H235V197H232V196ZM234 195H235V193H234ZM166 197H167V195H165ZM168 196H170V195H168ZM170 196V197H171ZM177 196H176V194H175V197H172V198H174V200L177 198ZM182 196H181V198H182ZM237 197H238V194L236 195ZM240 196V195H239ZM183 197H185V196H183ZM217 197V196H216ZM219 197H221V196H219ZM237 197H236V199H237ZM171 198V199H172ZM212 198H215L214 196L212 197ZM222 198V197H221ZM250 198H252V197H250ZM205 199V198H204ZM204 199H203V201H204ZM219 200H220V198H218ZM239 199V198H238ZM238 199H237V201H238ZM170 200V199H169ZM173 200V199H172ZM202 200V199H201ZM207 200V199H206ZM210 200V199H209ZM218 200V201H219ZM223 200V198L221 199V201ZM242 200V199H241ZM244 200V199H243ZM176 201V200H175ZM181 201V200H180ZM179 201V202H180ZM187 201V200H186ZM186 201H185V203H186ZM202 201V202H203ZM212 201V200H211ZM210 201V202H211ZM214 201V200H213ZM212 201V202H213ZM217 201V200H216ZM236 201V202H237ZM240 201V200H239ZM238 201V202H239ZM184 202V201H183ZM183 202H180V203H183ZM188 202V201H187ZM195 202V201H194ZM184 203V205H186ZM204 203V202H203ZM206 203H208V202H205V204ZM216 203V202H215ZM242 203H244V202H242ZM244 203V204H245ZM191 204H192V202H191ZM197 204H199V202L197 203ZM235 204V203H234ZM241 204V203H240ZM193 205V204H192ZM194 205H196V203H194ZM193 205V206H194ZM219 205V204H218ZM231 205V204H230ZM229 205V206H230ZM237 205V204H236ZM242 205V204H241ZM240 205V206H241ZM187 206V205H186ZM219 206H222V205H219ZM233 206V205H232ZM231 206V207H232ZM238 206V205H237ZM236 206V207H237ZM240 206H238V207H240ZM189 207H190V205H189ZM222 207H224V206H222ZM226 207V206H225ZM243 207V208H244ZM187 208V207H186ZM191 208V207H190ZM226 209H228L227 207H226ZM233 209H235L234 207H233ZM233 209H231V211H230V214H229V216H231V215H233V214H231V212H232V210ZM220 210V209H219ZM221 210H222V208H221ZM221 210H220V212H221ZM238 210V209H237ZM240 210V209H239ZM242 210V209H241ZM236 211V210H235ZM223 212V211H222ZM234 212V211H233ZM232 212V213H233ZM240 212V211H239ZM238 212V213H239ZM94 213V212H93ZM224 213H225V210H224ZM229 213V212H228ZM228 213L227 214H225V215H227V217H228ZM240 213V214H241ZM82 214V213H81ZM95 215H96V213H94ZM83 215V214H82ZM98 216V215H97ZM97 216H96V218H97ZM102 216V215H101ZM233 216H235V215H233ZM232 216V217H233ZM85 217H87V216H85ZM84 217V218H85ZM92 217H95V216H92ZM99 217V216H98ZM238 217H240V215L238 216ZM89 217H87L86 218V220L88 219ZM229 218V217H228ZM228 218H226V219H228ZM104 219H105V217H104ZM231 219V218H230ZM233 219V218H232ZM250 219V220H249ZM89 221H90V219H88ZM106 220H107V218H106ZM105 220V221H106ZM109 220V219H108ZM248 220H249V222H248ZM68 221V220H67ZM85 221V220H84ZM105 222L103 219L101 220V222ZM227 221V220H226ZM230 221V220H229ZM232 221V220H231ZM238 221H240V220H238ZM252 221V222H251ZM64 222H66V221H64ZM76 222V221H75ZM109 222V221H108ZM89 223H91V222H89ZM107 223V222H106ZM116 223V222H115ZM114 223V224H115ZM232 224L233 223H235L234 221H232L231 222ZM230 222L228 223V225L229 224H231ZM236 223H238V222H236ZM105 224V223H104ZM103 224V225H104ZM112 224H113V222H112ZM111 224V225H112ZM101 223H99V222H92V224L91 225H89V226H87V227H84V223H63V226H65V228L66 229H68V230H70V231H76V233H78V232H80L81 233V231H84V229H86V230H89L90 232H92V234H93V236L94 237H97L99 240H101V241H105V242H107L109 245H111V246H114V242H113V240H111V238H110V235H109V230H107V228H105L104 226H106V225H104L103 226ZM238 225V224H237ZM229 226H231V225H229ZM239 227H240V225H238ZM242 226V225H241ZM244 226V225H243ZM249 226V225H248ZM247 226V227H248ZM246 227V228H247ZM60 228V227H59ZM115 228V227H114ZM117 228V227H116ZM115 228V229H116ZM230 228V227H229ZM229 228H226V229H229ZM241 228V227H240ZM242 228H244V227H242ZM242 228H241V232H242ZM233 229V228H232ZM237 229V228H236ZM239 229V228H238ZM63 230H64V228H63ZM117 230H118V228H117ZM214 230V229H213ZM223 230H225V229H223ZM78 231V232H77ZM113 231V230H112ZM227 231V230H226ZM231 231V230H230ZM233 232H234V230H232ZM231 231V232H232ZM114 232V231H113ZM219 232V231H218ZM227 232H229V230L227 231ZM237 232V231H236ZM240 232V230L238 231V234H240L239 233ZM246 232V231H245ZM210 233V232H209ZM216 233V232H215ZM219 233H222V232H219ZM218 233V234H219ZM67 234V233H66ZM118 234V233H117ZM116 234V235H117ZM231 234V233H230ZM229 234V235H230ZM233 234V233H232ZM115 235V234H114ZM235 235V234H234ZM71 236V235H70ZM73 236V235H72ZM75 236V235H74ZM113 236V235H112ZM121 236H122V234H121ZM220 236V235H219ZM236 236V235H235ZM240 236V235H239ZM238 236V237H239ZM116 237V236H115ZM201 237V236H200ZM199 237V238H200ZM203 237V236H202ZM206 237V236H205ZM204 237V239L203 238H201V239H203V240H205L206 238ZM231 237V236H230ZM242 237V236H241ZM216 238V237H215ZM214 238V239H215ZM218 238V237H217ZM243 238H244V236H243ZM210 239V238H209ZM226 239V238H225ZM232 239V238H231ZM235 239V238H234ZM262 239H264V238H262ZM120 240V239H119ZM202 240V241H203ZM208 240V239H207ZM206 240V242H208ZM221 239L219 238V241H220ZM224 240V239H223ZM222 240V241H223ZM227 240H228V238H227ZM226 240V241H227ZM239 240V239H238ZM84 241V240H83ZM94 241H96V239L94 240ZM122 241V240H121ZM127 241V240H126ZM197 241V240H196ZM198 241H200V239H198ZM236 241H237V239H236ZM245 241V240H244ZM257 241V240H256ZM97 242V241H96ZM116 242V241H115ZM193 242V241H192ZM205 242V241H204ZM211 242V241H210ZM214 242V241H213ZM218 242V241H217ZM221 242V241H220ZM230 242V241H229ZM231 242H234L233 240L231 241ZM260 242H263V240L262 241H260ZM202 243V242H201ZM264 243V242H263ZM78 244H80V243H78ZM85 244V243H84ZM101 244V243H100ZM99 244V245H100ZM102 244H104V243H102ZM101 244V246H106V245H102ZM107 244V245H108ZM124 244V243H123ZM193 244H195V243H193ZM204 245H205V243H203ZM214 244H215V242L213 243V246H214ZM88 245V244H87ZM207 245V244H206ZM208 245H210L209 244V242H208ZM215 245H217V244H215ZM220 245H224V244H222V243H220ZM220 245H218V246H220ZM235 244H233L232 246H234ZM255 245H257V243L256 244H254L253 246H255ZM261 244H259L257 247H259ZM82 246V245H81ZM193 246V245H192ZM197 246V245H196ZM195 246V247H196ZM213 246H212V248H213ZM229 246H231V245H229ZM228 246V247H229ZM232 246H231V249L233 250V248H232ZM88 247V246H87ZM110 247V246H109ZM205 248H206V246H204ZM222 247H226V246H222ZM222 247H217V248H221V249H219V251H221V250H223V248ZM228 247H227V249H228ZM89 248L91 249V246H89ZM105 248V247H104ZM189 248V247H188ZM187 248V249H188ZM194 248V247H193ZM197 248V247H196ZM195 248V249H196ZM208 249H209V247H207ZM252 248H254V247H252ZM252 248H250V249H252ZM88 249V248H87ZM94 249V248H93ZM107 249H108V247H107ZM190 249H192V247L190 248ZM200 249H202V246L200 247ZM83 250H84V248H83ZM86 250V249H85ZM114 250V249H113ZM207 250V249H206ZM205 250V251H206ZM212 250H214V249H212ZM218 250V249H217ZM226 250V248H224V251ZM112 251V250H111ZM117 251V250H116ZM115 250H114V252H116ZM189 251H191V250H189ZM189 251H186V252H188L189 253ZM193 251H195L194 249H193ZM193 251H191V252H193ZM230 251V250H229ZM242 251V253L240 254V252ZM251 251V250H250ZM250 251L248 252V253H250ZM254 251H255V248H254ZM101 252V251H100ZM197 252V251H196ZM214 252V251H213ZM226 252H227V250H226ZM245 252V251H244ZM112 253V252H111ZM194 253V252H193ZM223 253V252H222ZM225 253V252H224ZM223 253V254H224ZM107 254H108V252H107ZM190 254V253H189ZM252 255H253V251H252V253H251ZM254 254H255V252H254ZM113 255H117L116 253L115 254H113ZM185 255H188L187 253L185 254ZM246 256H247V253L245 254ZM3 256V255H2ZM168 256V255H167ZM173 256V255H172ZM171 256V257H172ZM180 256H182V255H180ZM222 256V255H221ZM105 257V256H104ZM112 257V256H111ZM174 257V256H173ZM243 257H245V256H243ZM160 258V257H159ZM177 258V257H176ZM185 257L183 256V259H184ZM241 258H242V256H241ZM240 258V259H241ZM246 259V258H245ZM249 259V258H248ZM248 259H246V260H248ZM174 260V259H173ZM184 260V261H185ZM243 260H244V258H243ZM170 261H172V259L170 260ZM178 261H179V258H178ZM178 261L176 262V261H174V262H176L177 264H178ZM12 262V261H11ZM161 262V261H160ZM167 262V261H166ZM242 262V261H241ZM251 262V261H250ZM0 263H1V261H0ZM10 263V262H9ZM163 263V262H162ZM180 263V262H179ZM11 264V263H10ZM163 264H166V263H163ZM167 264H169V263H167ZM172 264V263H171ZM240 264V263H239ZM242 264H245L244 262L242 263ZM251 264V263H250Z\"/></svg>",
	"mask_w": 264,
	"mask_h": 264
}]
</instances>
